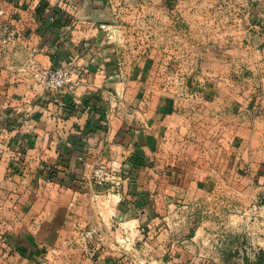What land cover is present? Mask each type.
<instances>
[{"label":"crops","instance_id":"1","mask_svg":"<svg viewBox=\"0 0 264 264\" xmlns=\"http://www.w3.org/2000/svg\"><path fill=\"white\" fill-rule=\"evenodd\" d=\"M150 1L161 5L128 12L127 21L171 24L175 0ZM88 5L118 25L83 21ZM0 9L19 32L0 61V233L5 234L0 264H40L47 257L55 264H79L82 253L74 246L79 233L99 213L108 230V211L135 228L144 246L115 251V235H104L101 225L104 248L94 264H137L132 260L139 257L140 264H199L205 240L199 224L191 234H167L168 222L160 218L165 205L159 202L167 191L161 185L178 175L179 193L188 191L181 180L187 172L182 164L188 157L181 150L185 131L194 136L232 128L264 135V0H179L185 29L181 25L180 33L192 35L196 58L191 61L199 76L194 93L177 95L164 91L156 75L171 52L154 43L144 53L127 47L126 27L108 0H0ZM179 58L184 67V53ZM31 60L49 69L74 65L77 91H46L26 67ZM174 124L179 125V160L169 154ZM100 160L115 168L121 187L92 182ZM46 169L55 175L47 178ZM210 178L200 192H215ZM95 198L106 202L95 204Z\"/></svg>","mask_w":264,"mask_h":264},{"label":"rangeland","instance_id":"2","mask_svg":"<svg viewBox=\"0 0 264 264\" xmlns=\"http://www.w3.org/2000/svg\"><path fill=\"white\" fill-rule=\"evenodd\" d=\"M108 1L111 3L112 12L116 16H120L122 24L127 28H124V32H122L127 47H138L139 52L144 53L147 46L151 45L153 48L152 44L154 43L155 46L160 47L158 50L164 48L171 52L168 65L163 67L161 72H156V75H161L164 91L177 95L180 92H186L185 90H191L193 85L198 86V79H195L199 76L196 75L197 67L191 61L194 54L190 48L193 43L192 35L189 32L180 33L181 25V29H185L182 22H179V0H175L174 7L169 8V15L173 20L171 24L169 22L154 23L152 19L149 21L135 19L130 24L126 19L128 12L142 13L144 9L141 6L145 7L150 4L155 7L161 3L150 0H146L149 1L148 4L141 2L142 0L137 3L132 0ZM182 53L186 57V62L183 63L184 67L181 66L182 60L179 58ZM181 78L184 79L180 80ZM174 100L176 101V99ZM176 103L179 107V100ZM181 107L183 105L179 108ZM173 119L179 121V116H175ZM169 133L170 137L167 136V138L171 139L170 143H174L170 148L173 151L169 150V154L171 158L177 157L179 160V125L174 124ZM183 134L185 145L181 150L184 151L188 159L185 158V163L182 164L187 172L181 180L184 181V186L188 191L179 193V187H176L179 186L177 185L179 183L178 175L169 185L162 182L161 186L167 193H163L159 197V202L165 205L166 215L164 212L160 218L168 222L167 234L172 237H179V233H183V231L191 234L199 224L200 233L205 237V240L200 243L201 259L199 264H264V244L260 243L264 240L263 133L259 131L257 134L254 131L231 128L213 132L200 130L194 136L191 131H185ZM208 176H211L210 179L215 182V192L211 195L200 192V184L203 180H207ZM115 183H119V185L114 184L116 188L121 187L119 179ZM154 183L160 187L158 179ZM105 202L106 199H94L95 204L104 205ZM108 212H111L110 219H112L110 227H108L109 231L106 230L100 213L97 215L98 217L90 218L88 226L84 229L86 230L90 226L97 229L95 243L85 246L79 242V236L84 230L79 233L74 246L81 251L83 261L87 260L91 264L98 262V254L104 248L101 239L102 232L99 229L101 225L104 228V235L114 234L116 237L113 242V250L124 254L142 250L144 245L142 241H137L135 228L117 222L114 212ZM0 238L1 241L5 238L4 232L0 233ZM168 245L175 247L177 244L168 243ZM155 247V245H151V252ZM137 256L139 257V255ZM139 258H135L132 262L140 264L142 260L141 257ZM45 261L55 264L53 258L47 257ZM83 261L80 259L79 264H82ZM151 264L156 263L152 262Z\"/></svg>","mask_w":264,"mask_h":264},{"label":"built area","instance_id":"3","mask_svg":"<svg viewBox=\"0 0 264 264\" xmlns=\"http://www.w3.org/2000/svg\"><path fill=\"white\" fill-rule=\"evenodd\" d=\"M5 19L6 13L3 9H0V61L2 56L7 53L9 47L15 43L19 37L17 27L12 22H8ZM261 22L264 25V11L261 15ZM26 67L30 69L32 77L46 91L52 93H75L79 87V75L76 67L72 64L65 67L49 69L41 68L34 60H31ZM182 79L184 78L180 80ZM196 88L197 85H193L191 90L185 91L192 94L195 92ZM90 178L98 187H104L113 183L119 185V183H115L118 180L115 168L103 160L96 162ZM96 237L97 229L94 226H90L80 234L79 242L88 246L91 243H95ZM45 260H42L40 264H50Z\"/></svg>","mask_w":264,"mask_h":264},{"label":"water","instance_id":"4","mask_svg":"<svg viewBox=\"0 0 264 264\" xmlns=\"http://www.w3.org/2000/svg\"><path fill=\"white\" fill-rule=\"evenodd\" d=\"M87 9L89 11V15L83 18V21L110 26L118 25V22L112 17L108 16L103 10L92 8L89 5Z\"/></svg>","mask_w":264,"mask_h":264},{"label":"trees","instance_id":"5","mask_svg":"<svg viewBox=\"0 0 264 264\" xmlns=\"http://www.w3.org/2000/svg\"><path fill=\"white\" fill-rule=\"evenodd\" d=\"M47 171V174H46V177L47 178H51L53 175H55V171L53 169H46Z\"/></svg>","mask_w":264,"mask_h":264}]
</instances>
